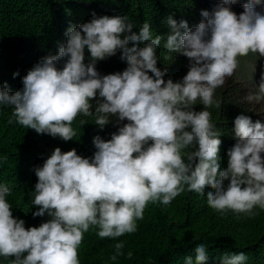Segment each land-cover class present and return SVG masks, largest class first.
<instances>
[{
    "label": "clouds",
    "instance_id": "clouds-1",
    "mask_svg": "<svg viewBox=\"0 0 264 264\" xmlns=\"http://www.w3.org/2000/svg\"><path fill=\"white\" fill-rule=\"evenodd\" d=\"M236 2L220 0L211 11L202 10L194 28L186 20L167 18L171 31L164 48L189 59V71L179 82H165L166 71L157 67L163 37H153L148 22L137 34L127 16L92 12L90 22L70 24L58 54L28 70L21 90L10 94L7 83L0 84V106L13 109L8 124L38 134L73 140L72 123L78 115H93V100L101 129L112 116L117 123L128 121L110 140L94 137L93 157L57 147L33 169L38 179L32 203L39 206L33 217H51L39 227L26 229L25 221L13 216L6 200L11 188L0 184V257H12L11 264H80L78 249L90 227L98 229L100 239L134 234L148 204L168 206L185 191L204 197L206 187L215 190L207 193L208 206L221 216L232 212L253 218L256 209L264 211V124L244 114L235 118V144L220 170L221 133L209 111L193 110L198 100L204 109L221 107L215 90L233 76L237 57L250 52L264 57V0H248L239 16L231 10ZM117 52L127 68L101 76L97 62ZM245 99H264V71L257 93ZM124 247V241L116 243L109 259L124 255ZM195 253V264H206L205 244ZM132 257L129 251L126 258ZM220 259L221 264H246L248 257L243 251L225 252ZM185 264H193L192 258Z\"/></svg>",
    "mask_w": 264,
    "mask_h": 264
},
{
    "label": "trees",
    "instance_id": "trees-1",
    "mask_svg": "<svg viewBox=\"0 0 264 264\" xmlns=\"http://www.w3.org/2000/svg\"><path fill=\"white\" fill-rule=\"evenodd\" d=\"M218 2L220 0H0V84L6 82L10 94L21 90L22 78L28 70L40 59L58 54L59 46L67 42L65 32L70 24L90 22L92 12L97 16H127L133 22L132 32L137 34L143 23L148 22L153 37H163L157 48V67L166 71L165 82L169 78L174 83L179 82L189 71V59L164 48L171 31L167 18L171 16L178 23L186 20L189 28H194L203 19L201 11H211ZM247 2L237 0L231 10L239 16ZM121 55L117 52L115 56L98 61L96 70L101 76L123 72L127 62ZM165 56L170 58L165 59ZM89 58L90 53L85 48L86 64ZM63 64L62 60L57 67L62 68ZM16 72L19 75L14 78ZM249 88L243 81L227 77L225 84L214 94L215 99L222 101L220 108L204 109L199 100L193 105L196 112L209 111L212 123L221 133L220 170L227 167V150L235 144V118L244 114L253 122L259 120L264 124V108L245 99ZM91 103L93 115L76 117L72 127L77 135L67 142L59 137L38 134L18 123L8 124L13 109L0 106V184L6 183L11 188L6 200L12 206L13 216L25 221L26 229L39 227L51 219L47 213L43 217H33L39 207L32 203L38 179L33 169L42 166L57 147L62 152L75 149L81 157L91 158L96 151L95 136L110 140L119 127L128 123L126 119L117 123V117L112 116L101 129L95 124L96 102ZM82 120L84 125L80 123ZM228 183L224 181L225 188ZM209 191L215 190L206 187L204 197L185 191L168 206L148 204L144 218L137 221V232L126 233L115 240L100 239L98 229L90 227L78 249L80 264H185L188 257L195 264V248L201 243L208 250L206 264H221L220 258L225 252L241 251L248 257L246 264H264V211L256 209L259 214L253 218L232 212L221 216L207 204ZM120 241L125 242L124 255L111 261L114 245ZM129 251L133 253L132 259L126 258ZM12 259L0 257V264H11Z\"/></svg>",
    "mask_w": 264,
    "mask_h": 264
},
{
    "label": "rangeland",
    "instance_id": "rangeland-1",
    "mask_svg": "<svg viewBox=\"0 0 264 264\" xmlns=\"http://www.w3.org/2000/svg\"><path fill=\"white\" fill-rule=\"evenodd\" d=\"M239 66L233 74L234 80L243 81L248 87V94L255 95L258 91V83L261 72L264 71V57L258 54L249 53L248 56L237 57ZM256 105L264 108V99L259 102L253 100Z\"/></svg>",
    "mask_w": 264,
    "mask_h": 264
}]
</instances>
